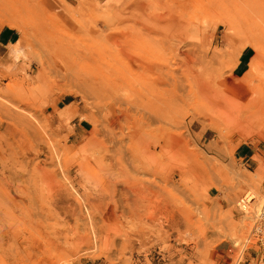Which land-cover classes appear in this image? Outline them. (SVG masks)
<instances>
[{"label":"rangeland","instance_id":"374dc122","mask_svg":"<svg viewBox=\"0 0 264 264\" xmlns=\"http://www.w3.org/2000/svg\"><path fill=\"white\" fill-rule=\"evenodd\" d=\"M6 27L0 264H256L264 0H0Z\"/></svg>","mask_w":264,"mask_h":264},{"label":"bare ground","instance_id":"6f19581e","mask_svg":"<svg viewBox=\"0 0 264 264\" xmlns=\"http://www.w3.org/2000/svg\"><path fill=\"white\" fill-rule=\"evenodd\" d=\"M251 6V5H250ZM176 16V15H175ZM167 17V16H166ZM177 18V17H176ZM167 19V18H166ZM169 19V18H168ZM171 20H170V22L169 23H167L166 24V26L169 28V29H176V28H180V26H181V22H175L176 21V19H174V20H172L173 18H170ZM146 20V19H145ZM160 20V19H159ZM163 20V19H162ZM144 21V20H143ZM156 21H158V20H156ZM158 24H159V22H158ZM156 24L157 25V27H159V26H161L162 24ZM44 32V31H43ZM38 33H40V31H38ZM46 33V32H45ZM45 33L43 34L44 36H46L47 35V33H46V35H45ZM43 39V38H42ZM133 52V51H132ZM130 50H128V51H124V50H119L118 51V53H119V55H120V58L122 59L121 61H124L127 65H129L128 63H132L133 64V66H137L136 64H135V58L133 59V57L131 56V53H132ZM133 54V53H132ZM187 53H185V55H186ZM78 55V54H77ZM134 55V54H133ZM187 57V56H186ZM78 59H81V60H84V61H86L85 59H89V58H92V55L91 54H89V53H86V55H84V56H82L81 57V55H78V57H77ZM93 58H95V57H93ZM188 58V57H187ZM142 60V59H141ZM146 60H148V59H146ZM130 61V62H129ZM135 61V62H134ZM147 62L148 61H146V63H139V66L141 67V68H143V69H147V68H151V66L149 65V64H147ZM150 62V61H149ZM137 63V62H136ZM138 64V63H137ZM155 64V63H154ZM133 66H129V69L131 70V71H135L136 69H137V67H136V69L133 67ZM138 66V67H139ZM89 83H90V85L91 86H93V85H95L97 82L95 81V79L94 78H91L90 79V81H89ZM201 88V87H200ZM209 93L210 92H207V91H205V94L207 95H209ZM196 96V95H195ZM220 101V100H219ZM212 103H213V100H212ZM225 103H226V101H225ZM218 105V104H217ZM113 106V105H112ZM221 106V105H220ZM3 107V106H2ZM221 108H223V107H221ZM1 109V108H0ZM217 109V108H216ZM230 109V108H229ZM6 110H8V109H6ZM213 111V110H212ZM7 112V115H9V116H11V114L8 112V111H6ZM227 113V112H226ZM240 113V112H239ZM6 114V113H5ZM16 116H15V118H17L19 121H20V123H22V120H21V117H20V115H17V114H15ZM24 119V118H23ZM224 119V118H223ZM235 120V119H234ZM27 121V120H26ZM29 121V120H28ZM114 121V120H113ZM112 121V122H113ZM229 121V120H228ZM24 122V121H23ZM111 122V123H112ZM115 122V121H114ZM240 122V121H239ZM237 123V122H236ZM23 124V123H22ZM25 124V123H24ZM23 124V125H24ZM248 124V122L246 121L245 123H244V126H246ZM111 126H112V124H110ZM235 125V124H234ZM242 125V124H241ZM30 126V125H29ZM30 130L32 131V130H34L33 128H32V126H31V128H30ZM18 134H19V136L20 137H23V136H25V133H24V131H18ZM174 142V141H173ZM147 149H149V147L147 146ZM148 152L150 153L151 151L150 150H148ZM151 154V153H150ZM147 156V158H149V160H148V164H152L153 162H152V155H146ZM140 188V187H139ZM145 189H146V191L147 190H150L149 188H148V186H145L144 187ZM151 188V187H150ZM135 190H137L138 188L136 187V188H134ZM145 191V192H146ZM140 194V193H139ZM240 202V201H239ZM239 204V203H238ZM246 209V208H245ZM247 222V221H246Z\"/></svg>","mask_w":264,"mask_h":264},{"label":"built area","instance_id":"2783aa9c","mask_svg":"<svg viewBox=\"0 0 264 264\" xmlns=\"http://www.w3.org/2000/svg\"><path fill=\"white\" fill-rule=\"evenodd\" d=\"M245 198L246 197H243V199L240 200V202L238 204L242 210H245L246 203L249 202L251 199V198H249L248 200L245 201ZM256 218L257 219L255 222L252 234L262 247L261 248L262 249L261 257L258 259L256 264H264V205L261 207Z\"/></svg>","mask_w":264,"mask_h":264},{"label":"crops","instance_id":"0c3cea01","mask_svg":"<svg viewBox=\"0 0 264 264\" xmlns=\"http://www.w3.org/2000/svg\"><path fill=\"white\" fill-rule=\"evenodd\" d=\"M15 39H16V31H14L13 29L6 27L0 30V44L1 45L11 44L15 41ZM241 56H243V54ZM239 63H240V60H239Z\"/></svg>","mask_w":264,"mask_h":264}]
</instances>
